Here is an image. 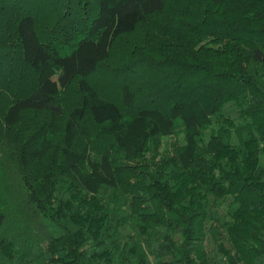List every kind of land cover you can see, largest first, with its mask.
<instances>
[{
  "label": "trees",
  "instance_id": "trees-1",
  "mask_svg": "<svg viewBox=\"0 0 264 264\" xmlns=\"http://www.w3.org/2000/svg\"><path fill=\"white\" fill-rule=\"evenodd\" d=\"M263 157L264 0H0V264H264Z\"/></svg>",
  "mask_w": 264,
  "mask_h": 264
},
{
  "label": "rangeland",
  "instance_id": "rangeland-1",
  "mask_svg": "<svg viewBox=\"0 0 264 264\" xmlns=\"http://www.w3.org/2000/svg\"><path fill=\"white\" fill-rule=\"evenodd\" d=\"M224 115L227 118L235 119L239 115L238 109L233 106L232 104H227L224 106L223 110ZM217 120L213 119V127H217ZM180 137H172L170 139H166L163 142L159 144L158 152L165 153L167 157L172 156L174 153L175 146L180 143ZM234 142L236 143V140L234 139ZM262 165L264 167V157L261 158ZM211 214L213 216V222L209 225V234L205 243L206 251L210 257V259L214 258L216 254V247L218 244L224 242V236L221 232L220 225L221 223L228 219L227 214L229 212V208L227 207V204H221V205H211L210 208ZM123 236L127 237L131 234V232L128 229H124L122 231ZM27 251L31 254L32 257L36 258L40 256L43 252V248L38 247H32V248H26Z\"/></svg>",
  "mask_w": 264,
  "mask_h": 264
}]
</instances>
